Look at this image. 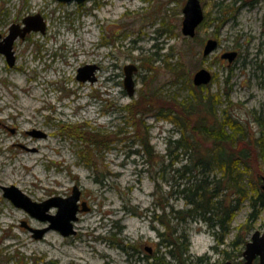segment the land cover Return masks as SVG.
<instances>
[{
    "label": "rangeland",
    "instance_id": "1",
    "mask_svg": "<svg viewBox=\"0 0 264 264\" xmlns=\"http://www.w3.org/2000/svg\"><path fill=\"white\" fill-rule=\"evenodd\" d=\"M184 1L0 0L3 36L12 23L21 24L32 14L42 16L46 27L14 41L12 66L0 52V264H145L144 254L164 250L157 243L163 226L151 215L162 206L170 227L177 233L186 229L192 260L205 255L208 263H243L238 250L242 253L254 229L264 232V204L256 218L249 217L256 194L251 186L256 181L255 188L263 190L264 170L252 162V172L244 173L248 195L234 211L228 232L221 234L220 227L202 218L176 220L170 214L179 210L185 216L189 205L176 192L184 180L167 166L175 157L174 166L182 165L197 150L173 145L167 150V145L195 123L189 111L197 97L204 98V116L214 108L221 121L227 110L251 133L259 132L255 116L264 110V0H200L204 21L191 39L180 31ZM212 37L219 44L204 56V40ZM234 50L238 56L232 64L220 58ZM129 63L137 67L133 96L123 87ZM85 64L97 66L95 81L76 78ZM203 67L213 78L196 86L193 73ZM140 98L143 103L129 109ZM145 128L156 154H165L160 164L137 152ZM34 130L40 135L29 133ZM201 145L203 155L208 143ZM4 185L16 186L36 202L68 197L77 187L78 207L87 209L77 213L76 233L63 236L49 228L34 238L31 229L49 222L4 197ZM238 235L241 245L230 244Z\"/></svg>",
    "mask_w": 264,
    "mask_h": 264
},
{
    "label": "trees",
    "instance_id": "2",
    "mask_svg": "<svg viewBox=\"0 0 264 264\" xmlns=\"http://www.w3.org/2000/svg\"><path fill=\"white\" fill-rule=\"evenodd\" d=\"M196 36L197 34L194 38ZM207 101L210 102L211 98L209 97ZM203 102V97L196 98L195 103L191 105V112L189 111L190 115L196 117L194 118L195 123L188 126L189 129L186 127L187 129H185L182 136L174 138L167 145V150L170 149V145L192 147L195 151L197 150L196 156L188 157L182 165L174 166L177 161V157H175L167 166L174 172V175H178L179 178L184 180L183 183H177L178 189L176 192L182 194L185 203L189 205V208L184 212L185 216H181L179 210L172 211L170 214L174 215L173 217L176 220L179 218L180 220L202 218L206 222L220 227L222 229L221 234H223L228 232L229 222L234 211L239 207L241 199L248 195L242 183L244 173L252 172V162L259 171L264 170V115L258 114L255 117L258 125L262 127L255 135L249 131L247 125H244L238 118H234L227 110H222L221 116L223 118L221 121L217 120L218 117L215 116L214 108L209 116L206 114L204 116L201 108L204 106ZM141 103H143L142 98L136 99L129 103L128 107L134 104L140 106ZM230 103L228 99L227 104L231 105ZM167 115L170 114L167 113L165 116ZM181 126H186L185 120L181 121ZM227 126L230 130H227ZM145 130L148 131L147 128ZM203 142L208 143V145L204 146L203 149L206 153L202 155L201 144ZM186 143L191 146L186 145ZM140 144L141 150L137 152L149 154L147 161L157 164L163 161L165 154L162 157L156 154L153 145L150 144L148 132L146 137L140 139ZM250 158H252V161H250ZM213 169L217 172H212L211 176L209 173L214 171ZM162 170H164L163 166L159 171ZM257 178L259 179L260 175H257ZM181 184L182 187L179 188ZM255 184L256 181H253L251 186V189L256 192L255 196H251L253 207L249 215L251 218L258 216L260 213L258 209H260V205L264 204V191L256 189ZM160 188V185L156 183L155 191H159ZM233 194L234 196L231 197ZM258 202L259 208L256 207ZM154 212L153 209L151 215H153L154 220L156 219L163 226V231H158L160 240L157 243L164 247V250L161 253L159 249L152 254H144L141 259L145 264H204L203 262L213 264V262L208 263L210 257L205 255H200V257H196V260H192L189 254L190 243L186 229H182L177 233L176 227H170L169 221L166 219L164 206L161 207V212L156 216ZM219 241L222 242L223 238ZM241 242L243 241L240 240L238 235L230 244L238 246L241 245ZM237 254L241 255L240 249ZM225 255L227 258L231 257L226 252Z\"/></svg>",
    "mask_w": 264,
    "mask_h": 264
},
{
    "label": "water",
    "instance_id": "3",
    "mask_svg": "<svg viewBox=\"0 0 264 264\" xmlns=\"http://www.w3.org/2000/svg\"><path fill=\"white\" fill-rule=\"evenodd\" d=\"M68 2L71 0H58ZM76 3H82L86 0H74ZM182 18L180 31L184 36L193 37L196 34V28L201 24L204 17V12L201 7L200 0H185L182 6ZM45 22L42 16L38 14H32L23 18L22 23H12L8 29V33L4 36L0 33V52L4 54L8 65L12 66L15 63L14 50L12 46L16 38H24V36L30 31H45ZM219 42L216 38H207L202 46V54L207 56L218 46ZM237 51H224L220 57L226 58L228 62H231L236 56ZM96 65L85 64L79 67L76 78L85 81H95ZM137 70V67L129 63L124 65V80L123 87L125 88L128 96H133L135 93V82L132 77L133 72ZM192 77V84L196 86H203L212 80V73L206 68H199L194 71ZM32 135H40L37 131H30ZM261 189L264 191V176ZM4 190V197H8L15 206L21 207L27 211L31 216L37 219L48 221L49 225L46 227L31 229L33 237L39 239L44 234L53 228L61 232L63 236H70L75 234L76 230L73 228L74 221L77 219V213L79 210H86L87 208L78 207L79 191L74 186L71 194L68 197L53 196L44 201H33L27 195H25L20 189L13 185L2 186ZM49 207H56L57 212L55 214L47 213ZM25 225V223H24ZM245 247L242 251L243 263L253 264L255 258H257V264H264V232H260L259 229H254L253 233L248 241L245 242ZM222 264H234L231 260H224Z\"/></svg>",
    "mask_w": 264,
    "mask_h": 264
},
{
    "label": "flooded vegetation",
    "instance_id": "4",
    "mask_svg": "<svg viewBox=\"0 0 264 264\" xmlns=\"http://www.w3.org/2000/svg\"><path fill=\"white\" fill-rule=\"evenodd\" d=\"M253 1L254 2H256V0H249V2L252 4L253 3ZM243 3H246L245 1H243ZM203 19H204V17H203ZM204 21V20H203ZM201 24H202V22H201ZM206 40V39H205ZM205 40H204V42H205ZM204 44V43H203ZM234 51H237V54H236V56L234 57V59L231 61V62H228L229 64H232L233 62H234V60H235V58L238 56V50H234ZM221 58V57H220ZM222 59V58H221ZM257 114H261V115H264V110H262V109H259L258 110V112H257ZM256 117V116H255ZM146 248H148L149 250H151V248H149V247H146Z\"/></svg>",
    "mask_w": 264,
    "mask_h": 264
},
{
    "label": "bare ground",
    "instance_id": "5",
    "mask_svg": "<svg viewBox=\"0 0 264 264\" xmlns=\"http://www.w3.org/2000/svg\"><path fill=\"white\" fill-rule=\"evenodd\" d=\"M24 103V102H23ZM26 104H29L28 102H25ZM26 149H28V146L26 147ZM34 164V163H33ZM26 166L28 167L29 165L28 164H26Z\"/></svg>",
    "mask_w": 264,
    "mask_h": 264
}]
</instances>
